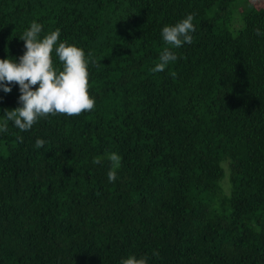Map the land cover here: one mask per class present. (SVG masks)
<instances>
[{
    "label": "trees",
    "instance_id": "obj_1",
    "mask_svg": "<svg viewBox=\"0 0 264 264\" xmlns=\"http://www.w3.org/2000/svg\"><path fill=\"white\" fill-rule=\"evenodd\" d=\"M250 1L0 0V59L18 61L35 21L97 62L92 111L0 132V264H264V0ZM188 14L192 43L166 44ZM165 48L178 59L153 73Z\"/></svg>",
    "mask_w": 264,
    "mask_h": 264
},
{
    "label": "clouds",
    "instance_id": "obj_2",
    "mask_svg": "<svg viewBox=\"0 0 264 264\" xmlns=\"http://www.w3.org/2000/svg\"><path fill=\"white\" fill-rule=\"evenodd\" d=\"M194 16L188 14L181 21L171 26H164L161 31L163 41L179 48L185 43L191 44L195 32ZM42 25L33 21L25 30L20 39L24 42V53L17 60L9 58L0 59V90L4 93L12 91L11 85L19 86V107L5 110L6 119L0 123V132H6L8 122H13L21 132L30 130L41 118L57 114L69 117L79 116L95 108V99L89 94V64H96L87 57L83 49L60 42V29L40 37ZM256 35H264L256 29ZM53 54L62 64V70L54 66ZM178 59L175 52L165 48L159 56V63L151 69L153 73L163 72L169 63ZM38 85V87H37ZM19 142L23 137H17ZM45 144L42 139H37L36 148ZM108 159L112 162V169L108 172L109 182H115L117 174L115 169L121 165L122 158L113 152ZM94 164L101 163V158L96 157ZM158 254V253H154ZM121 264H148L145 257L129 256Z\"/></svg>",
    "mask_w": 264,
    "mask_h": 264
},
{
    "label": "rangeland",
    "instance_id": "obj_3",
    "mask_svg": "<svg viewBox=\"0 0 264 264\" xmlns=\"http://www.w3.org/2000/svg\"><path fill=\"white\" fill-rule=\"evenodd\" d=\"M250 2H252L254 5H260V3L262 2L261 0H252V1H250Z\"/></svg>",
    "mask_w": 264,
    "mask_h": 264
}]
</instances>
